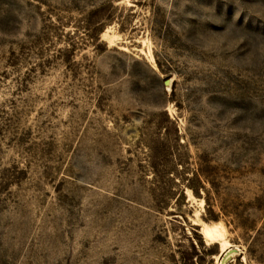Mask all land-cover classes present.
Listing matches in <instances>:
<instances>
[{"label": "rangeland", "instance_id": "374dc122", "mask_svg": "<svg viewBox=\"0 0 264 264\" xmlns=\"http://www.w3.org/2000/svg\"><path fill=\"white\" fill-rule=\"evenodd\" d=\"M0 264H264V0H0Z\"/></svg>", "mask_w": 264, "mask_h": 264}, {"label": "bare ground", "instance_id": "6f19581e", "mask_svg": "<svg viewBox=\"0 0 264 264\" xmlns=\"http://www.w3.org/2000/svg\"><path fill=\"white\" fill-rule=\"evenodd\" d=\"M204 234L207 238H209L210 240L213 239L217 234H216V231H215V227L213 226H207L205 228V231H204ZM229 248H224L223 251H226L228 250Z\"/></svg>", "mask_w": 264, "mask_h": 264}]
</instances>
